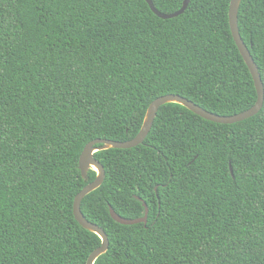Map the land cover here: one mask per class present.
<instances>
[{
    "label": "trees",
    "instance_id": "1",
    "mask_svg": "<svg viewBox=\"0 0 264 264\" xmlns=\"http://www.w3.org/2000/svg\"><path fill=\"white\" fill-rule=\"evenodd\" d=\"M151 1L170 13L184 0ZM229 3L188 0L163 19L145 0H0V264H85L101 239L73 215L96 176L79 155L133 138L155 98L219 115L255 103ZM238 28L264 86V0H241ZM93 155L105 178L81 211L109 240L93 264H264V101L229 124L169 102L142 144ZM143 202L146 224L110 215L143 216Z\"/></svg>",
    "mask_w": 264,
    "mask_h": 264
},
{
    "label": "water",
    "instance_id": "2",
    "mask_svg": "<svg viewBox=\"0 0 264 264\" xmlns=\"http://www.w3.org/2000/svg\"><path fill=\"white\" fill-rule=\"evenodd\" d=\"M147 4L149 5L150 9L160 18L167 19L175 17L179 14H182L184 10L187 7L188 0H184L182 6L170 13H163L157 10L151 0H145ZM241 0H230L229 3V10H228V18H229V26L230 31L232 34V37L234 39V42L243 57L250 73L254 81L257 98L255 103L249 107L246 110H243L241 112L232 114V115H219L210 111H207L200 107L199 105L195 104L193 101L182 97L178 94H165L162 96H159L155 98L153 101L150 102V104L147 107L142 125L138 133L129 140H110L106 138H96L88 143L83 147L78 160V168L80 170L81 176L84 179V181L88 180V171L90 169H94L96 171V176L94 180L91 182H88L74 197L73 201V215L75 220L85 229L95 233L98 235V237L101 239V244L95 248L88 256L85 264H93L94 261L106 250L109 246V240L107 237V234L105 231L98 226L97 224L87 220L85 216L83 215L81 211V201L88 193L98 188L104 178H105V170L103 166L100 164L98 160L94 158V152L108 149V148H131L134 146H137L139 144H142L149 133L153 121L156 117L157 111L159 107L163 104L174 102L183 105L193 113L201 116L204 119L218 122V123H234L237 121L244 120L246 118H249L251 116H254L257 114L260 109L262 108L263 101H264V86L258 71V67L255 64L249 49L247 48L246 44L242 40L239 28H238V8L240 5ZM230 172L232 173V169L230 168ZM156 188V187H155ZM144 207V214L143 216L137 217V218H125L123 216H120L117 214L112 207L109 206V212L111 217L121 223V224H135V223H144L147 222V215H148V207L145 202L142 203Z\"/></svg>",
    "mask_w": 264,
    "mask_h": 264
}]
</instances>
